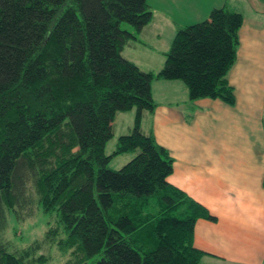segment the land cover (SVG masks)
Masks as SVG:
<instances>
[{
    "label": "trees",
    "instance_id": "obj_1",
    "mask_svg": "<svg viewBox=\"0 0 264 264\" xmlns=\"http://www.w3.org/2000/svg\"><path fill=\"white\" fill-rule=\"evenodd\" d=\"M151 20L146 0H0V233L6 213L21 220L30 184L57 218L45 237L65 264H200L194 225L215 218L166 181L173 159L140 120L156 107L157 79L182 82L189 101L233 106L226 76L243 20L220 7L179 27L157 73L122 56ZM132 109L130 133L106 154L115 115ZM38 246L0 241V264H38Z\"/></svg>",
    "mask_w": 264,
    "mask_h": 264
},
{
    "label": "crops",
    "instance_id": "obj_2",
    "mask_svg": "<svg viewBox=\"0 0 264 264\" xmlns=\"http://www.w3.org/2000/svg\"><path fill=\"white\" fill-rule=\"evenodd\" d=\"M146 3L152 20L122 51L144 72L162 68L179 27L204 21L214 8L242 16L236 60L226 76L234 105L189 101L183 83L179 95L166 86L169 81L157 79L151 84L156 107L141 131L151 132L170 153L173 169L166 181L215 218L194 225L192 244L204 253L200 264H264V0ZM131 129L117 132L114 120L110 141L115 146Z\"/></svg>",
    "mask_w": 264,
    "mask_h": 264
},
{
    "label": "rangeland",
    "instance_id": "obj_3",
    "mask_svg": "<svg viewBox=\"0 0 264 264\" xmlns=\"http://www.w3.org/2000/svg\"><path fill=\"white\" fill-rule=\"evenodd\" d=\"M162 80V79H159ZM165 81V80H162ZM166 86H172L177 94H181L184 90V85L180 81H175V85L170 83ZM189 100V99H188ZM146 116H151V113H143L140 120V129L143 131L147 128L148 118ZM135 110L132 109L126 112H118L114 120L117 125V132L122 130L125 126L134 125ZM113 142V143H112ZM115 149L114 141H109L105 146V153L109 154ZM132 153H126L117 155L109 162L108 167L112 170H118L123 165H125L131 158ZM27 191L24 196H26V202H30L25 205L22 212L18 211V215L21 220H14L11 216L6 213V223L3 231L0 233V241L7 243L11 251L19 250L20 248L26 247L31 244V242L36 241L38 243V252L35 255L39 262L38 264H65L67 260L70 259L69 254L62 253L58 250L56 244L45 237V233L51 226L55 228L57 223V218L55 214L46 215L43 214L37 203V196L35 195L33 188L30 184H27ZM18 221V222H17ZM53 230V229H52ZM58 235L55 238L65 237L61 229H57ZM54 238V239H55ZM98 257V256H96ZM97 258H93L95 261Z\"/></svg>",
    "mask_w": 264,
    "mask_h": 264
}]
</instances>
